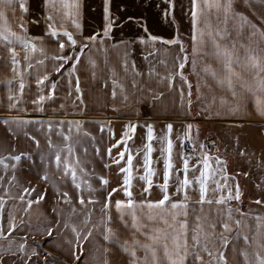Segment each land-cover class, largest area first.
Masks as SVG:
<instances>
[{
  "label": "snow or ice",
  "instance_id": "obj_1",
  "mask_svg": "<svg viewBox=\"0 0 264 264\" xmlns=\"http://www.w3.org/2000/svg\"><path fill=\"white\" fill-rule=\"evenodd\" d=\"M243 2L248 4L249 0ZM258 2L264 7V0ZM36 3L39 15L32 14L29 0H0V19H5L8 9L15 12L16 8H19L22 14L21 23L18 25L20 32L0 26V46L7 50V59L14 72L13 79L18 83L17 90L13 91L12 80L7 82L5 107L9 115L0 116V123L9 126L8 130L14 136L16 133L11 125H15L16 129H24V136L34 141L38 149L40 140L31 135L27 128L39 125L38 131L44 134L48 150L38 152L41 163L36 167L42 169L41 178L50 186V190H37L30 184H20L17 171L23 167L24 160L32 159L31 155L21 152L0 156V240L7 241L6 244H0V264H49L46 257L41 259L37 249L43 245L35 241V236L53 238L54 234L63 237L56 246L67 245L68 259L65 264H89L86 259L89 254L84 252V245L90 242L94 230H99V235L104 241L119 243L122 251L129 257L128 264H229V251L234 255L239 251L241 264H264V215L255 216L254 229L248 224L246 217L250 216L251 212L245 213L239 206L242 191L236 181V175L229 173L225 157L210 153L207 145L198 139L199 127L195 129L196 136L192 135L191 122L182 123L181 132L174 136V124L171 121H165L157 134L152 122L140 124L139 119L129 120L122 125L120 138L115 144L109 143L102 152L99 145L104 143L103 133H108L109 141L114 139V126L111 122L120 119L119 116L93 121L99 125L102 133L98 140L96 136L83 131L82 121L79 119L42 120L11 115L14 110L21 108L26 99L25 73L30 75L29 70L34 69L35 65L43 66V71L36 69V92L31 99L37 110L44 112L45 102L54 101L59 85L65 79L69 95H75L79 105H83L80 76L84 73H81L80 66L85 64V52H91L98 46L104 47L105 41H111V47H123L124 70L127 72L129 64L131 66V86L140 93L137 104L155 105L164 93L157 92L147 83L139 81L138 77L144 74L137 69L135 60L130 62L129 59L131 53L135 52L133 45H144L145 51L141 55L148 60L149 57L155 58V54L160 51L156 47L157 43H160L176 47L172 65L174 70L160 75L156 73L154 66H150L147 75L149 79L158 78V84L166 82L169 91L176 87L178 79L180 107L186 115H190L192 111V92L195 86L197 102L204 114L202 119L216 118L222 123L237 124L249 114L250 105L264 117V27L239 12L235 8V0H188L186 9L183 0H164L160 18L174 29V34L165 38L150 33L146 22L142 23L145 18L129 14L125 5L120 6V15H117L113 11V0H102L101 31L85 35L79 0H72L71 3L69 0H36ZM178 6L181 9L179 18L175 15ZM185 16L190 24L191 55L179 31ZM213 18L215 23L212 22ZM259 19L264 24V15H260ZM130 22L138 25L143 34L136 33L132 39L118 37L115 30L130 26ZM29 25L39 28V33H31ZM245 30L247 43H244ZM46 41L56 49L51 55L46 52ZM238 45L244 49L243 56L237 51ZM169 50L165 48L166 52ZM20 51L23 52L22 57ZM37 51L43 58L33 62L32 54ZM205 57L214 59L218 67L201 63ZM21 60L24 61L23 67ZM47 60L51 61V71L45 64ZM159 62L167 66L166 61ZM87 65L91 67V75L95 79V59L89 56ZM186 67L196 77L194 85L185 74ZM237 69L247 70L249 74L245 75ZM111 84V96L116 98V88L119 87L123 100L128 101L129 96L124 84H119L116 79H112ZM103 86L107 87V81L103 82ZM205 88L211 93L210 98L204 93ZM217 88L228 95L220 96L217 101ZM112 109L119 112L115 104ZM24 110L27 111V108ZM60 110H64L63 104L60 105ZM239 126L243 127L242 124ZM138 127L145 129L140 138L141 145L136 148L137 155L142 153V163L134 164L129 141L133 140ZM259 127L260 134L264 136V125ZM82 131L84 136L90 137L94 155L102 161L106 158L107 162L103 163V167L111 170L114 165L118 170L119 176L115 186L111 185L109 178L104 174L97 176L94 171L86 172L76 151L79 146L85 154L88 153V147L80 137ZM53 134L62 138V143L53 142ZM233 139L240 155H246L244 148L240 147L239 135ZM189 144L192 145L190 151L187 150ZM117 145L122 147L117 148L113 155L112 149ZM157 151L159 156L156 161H163L160 173L153 167L156 162L153 153ZM260 163L264 162H258V166ZM134 168L143 169L142 174L136 173L142 182L139 185V193L134 191ZM49 169L54 170L52 175L49 174ZM243 175L247 176L248 172ZM84 176H97L99 187L84 179ZM69 182L75 189L74 195L60 186ZM15 188L20 189L18 194H13ZM155 189H159L160 198L151 199ZM197 189L199 199L195 203L199 205V210H194L190 220L189 208L193 202L189 192ZM118 191L123 192L124 198L114 197L113 194ZM49 196L57 203L68 205L71 211L68 217L62 218V210L54 203L50 211L55 219L46 217L47 224L38 225L36 231L32 230L31 221L25 222L23 215L17 219L14 211L16 206L9 203L14 200L22 202L25 205L23 211L27 213L34 203L46 201ZM232 200L238 202L235 208ZM77 203L80 210L76 207ZM255 203L261 204L264 200L258 198ZM205 204L209 206L207 211ZM96 205L100 206L99 223L93 222ZM213 205L217 207H212ZM72 216H82L81 226L72 220ZM145 219L150 223L146 224ZM117 222L126 230L132 231L131 242H120L117 230L112 226ZM21 232L23 235L17 239ZM65 233L71 235H64ZM137 233L145 237L144 241L136 238ZM29 238L33 240L32 244H29ZM241 240L244 246L238 250L237 245ZM253 245L250 253L248 249ZM138 250H143V256L137 255ZM104 251L107 253L108 249L105 248ZM91 259L94 264H101L95 255H92ZM102 264H109L107 258Z\"/></svg>",
  "mask_w": 264,
  "mask_h": 264
},
{
  "label": "crops",
  "instance_id": "obj_2",
  "mask_svg": "<svg viewBox=\"0 0 264 264\" xmlns=\"http://www.w3.org/2000/svg\"><path fill=\"white\" fill-rule=\"evenodd\" d=\"M242 6V9L237 4V0H235V8L247 15L252 21L257 23L260 27H264V24L261 23L259 16L264 15V7H261L258 0H249L248 4H245L243 0H239ZM82 6V19L81 23L83 24L84 34L90 35L94 31L100 32L102 28V15H103V4L102 0H79ZM188 0H183V4L185 9L187 7ZM121 5L126 6V11L129 14H137L141 17H144L148 30L152 34L160 35L165 38L174 34V29L172 26H169L167 21H162L160 18V12L164 7V0H113V11L116 12L117 15H120V11L118 9ZM175 15L179 18L181 16V9L178 6ZM21 15L16 14H6L5 19H0V26H7L12 31L20 32V28L18 25L21 23ZM213 23H215V19L213 18ZM27 23V21H25ZM69 30H71L70 22H68ZM189 29L190 24L188 22V18L183 17L180 24V35L181 39L185 42L187 46L189 55H191V40L189 37ZM29 31L33 34L39 33L40 29L29 25ZM116 35L118 37L132 39L133 35L136 33H141V30L138 25H135L134 22H130V26L124 27L122 30H115ZM102 35V32H101ZM233 35H235V29H233ZM187 41V42H186ZM247 32H244V43H247ZM39 44V42H37ZM111 41H105L104 47H96L93 48L91 52L86 50L84 60L85 64L80 66L81 74V88L83 91V99L84 104L79 105V101L76 99L75 95H69V91L67 88V80L59 85L58 92L55 96L54 101H46L44 112H40L35 108V106L31 103V99L34 98V94L36 92L35 85V76L36 69H40L43 71V66L35 65L34 69H30L28 73H25V90L24 95L26 97L24 103L21 105L20 109L14 110L11 115H19L22 117H31L33 119H57V118H65V119H79L82 121L83 131H87L91 133L93 136H96L97 139L101 137L102 133L99 130V125L94 123L93 121H103L106 117L119 116L120 119L113 120L111 123L113 124L115 137L111 141L108 140V133H103L104 143L100 144L101 151L103 152L105 147L111 143L115 144V141L120 138L122 125L127 123L129 120L135 121L139 119L140 124L145 123L146 121L152 122L155 126L156 133L159 134L161 128L163 127V123L165 121H171L174 124V136L181 132V124L191 122L193 124V136H196L195 129L199 127V137L198 139L204 142L206 145L210 142H214V145L210 148V153L220 155L221 157H225L228 161V171L230 174L236 175V181L239 184V187L242 191L241 201L239 202V206L241 210L245 213L251 212V215L246 217L248 224L254 229L255 228V216L256 215H264V203L257 204L255 203L256 199L264 200V187H258V185H264V163H260L258 166V162H264V136L260 134L261 129L260 125H264V117H261L256 111L254 106L250 105L248 109V115L245 116L242 120L238 121L237 124H229L222 123L220 120L216 118L211 119H202L204 115L200 111V106L197 102L195 86H193L192 92V111L190 115H186L184 109L180 107V93H179V83L177 79L176 87L171 91L167 89V83L158 84V78L149 79L147 73L150 66L155 67L156 73L160 75H165L168 71L174 70L172 68L173 59L176 53L175 46H167L157 43L156 47L160 49L159 52L155 54V58L149 57L148 60H145L141 55L145 51V46L136 43L133 45L135 48V52L131 53L130 62L132 59L135 60L137 69L143 73L144 75L138 77L141 83H147L148 86L152 87L157 92H162L164 95L155 102V105L149 103H136L137 97L140 96L138 91H135L131 86V79L133 76V72L131 66L129 64V69L126 72L122 65L123 59V47L121 48H113L111 47ZM18 51H19V46ZM255 47V45H253ZM45 48L47 54L51 55L56 51L54 46L50 42H45ZM165 48L170 49L169 51H165ZM150 50V49H149ZM238 53L243 56L244 49L237 47ZM33 55V62L37 59H42V54L37 51ZM20 56H23V52L20 51ZM91 56L95 59L97 63V67L95 69V79H93L91 72L92 69L87 65V59ZM166 61L167 66L164 63H160L159 61ZM201 63L211 64L213 67H218L217 62L210 58L205 57ZM47 65V69L51 71V61H45ZM24 61L21 60V67H23ZM238 71H242L245 75L249 73L247 70L237 69ZM114 73V74H113ZM185 74L188 76V79L193 81V85L195 84L196 77L192 75L189 69H185ZM14 72L11 69L10 61L7 59V50L0 46V116L9 115L8 110L5 105L7 103V95H8V85L7 82L12 80V88L13 91H16L18 88L17 80L13 79ZM116 79L119 84H124L125 89L128 93L129 99L128 101H124L121 94L120 88H116L117 96L113 98L111 96L112 84L111 80ZM107 81V87L103 86V82ZM211 83V81H210ZM206 95L211 96V93L208 89H203ZM215 95L217 97V101L220 96L228 94L223 92L220 89H215ZM229 99H231L229 97ZM185 105L187 107V90L185 89ZM64 105V110H60V105ZM75 104V106H74ZM119 109V112H114L112 109V105ZM27 108V111L24 108ZM215 108L216 105H213ZM222 110V109H221ZM242 124L243 127L239 125ZM9 126L0 123V156H7L9 153L19 154L21 152L28 153L32 156L31 160H24L23 167L18 169L17 177L20 181V184L23 186H34L37 190H45L49 191L50 186L46 185L42 176V169L37 168V165H40V158L38 152L47 151V143L44 138V134L38 131L39 125L34 127L30 126L27 128V131L37 137L40 140V148L38 149L35 145V142L24 136V129H16L15 125H11L13 132L16 133L14 136L12 132L8 130ZM83 131L80 133L81 139L88 147V153L85 154L82 149L77 146V154L79 159L82 162L83 167L86 172H95L98 174L106 175L112 186L116 185L117 177L119 176L118 170L113 165L111 170L105 169L103 167V163L107 162L105 160H101L100 157L94 155V149L92 147L90 137H86L83 135ZM145 133V129L142 127H138L136 130V134L133 137V140L129 141L131 146L134 160L133 163H142V153L137 155L136 148L141 145V137ZM74 133V137H75ZM239 135L240 138V147L244 148L246 155L241 156L239 149L234 144V137ZM53 142L62 143V138L57 137L53 134ZM154 146L155 143H154ZM121 145H117L112 149L113 155H115L117 148H121ZM179 147V145H178ZM192 145H188L187 150H191ZM159 156L158 151L153 153V159L156 161V157ZM123 163V162H122ZM153 167L156 168L157 172L160 173L163 167V161L158 160L154 163ZM53 169H49V174L52 175ZM142 168H134V191L139 193V185L140 182L136 173L142 174ZM244 172H248V175H243ZM97 176H84V179L90 180V182L95 186L99 187V181ZM62 188H66L70 191V194H75V189L71 186L70 182L68 184H61ZM20 191L19 188L13 189V194H18ZM192 206L189 208L191 220L195 212H198L199 205L195 202L198 201V189L195 191L189 192ZM99 195V193H97ZM116 199L124 198V194L122 191H118V193L113 194ZM211 195V193H210ZM139 198V197H138ZM151 199H158L159 197V189H155L152 192L150 197ZM75 202V201H74ZM10 204H14L16 208L14 209L17 219L19 220L20 216L23 215V218L26 219L30 214L37 213H50L51 214V206L55 202L51 196H49V202L42 201L39 203H34L31 206L29 212L24 213V204L20 201H9ZM233 207L235 208L238 204L237 201H231ZM77 209L80 210V206L77 203ZM205 210L207 211L209 206L205 204ZM212 207H217L213 205ZM57 208L61 209L63 214H69L71 211L70 207L66 204L57 203ZM38 209V210H37ZM45 209L46 211H43ZM40 210V212H39ZM113 214H115V208L112 209ZM93 214H101L100 206L96 205ZM146 224L150 223L146 219L144 221ZM113 228L117 230L118 237L120 242L122 243L124 240L131 242L133 239V234L131 230H126L119 223H114ZM26 230V229H25ZM23 235V232L17 235V239ZM251 236V233H249ZM136 238L144 241L145 237L137 233ZM7 241L0 240V244H6ZM104 248L108 249V252L104 253L102 259L107 258L109 264H128L129 257L125 254L120 248V244L116 241L111 242H103ZM243 245V240H241L237 249ZM253 246L249 247V252L251 253ZM143 250H138L137 255L143 256ZM101 258V257H100ZM99 259V257H98ZM229 264H241L242 257L239 255V251L234 255L231 251L228 252Z\"/></svg>",
  "mask_w": 264,
  "mask_h": 264
},
{
  "label": "rangeland",
  "instance_id": "obj_3",
  "mask_svg": "<svg viewBox=\"0 0 264 264\" xmlns=\"http://www.w3.org/2000/svg\"><path fill=\"white\" fill-rule=\"evenodd\" d=\"M72 0H69V3H71ZM31 9H32V14L33 15H39L37 12V3L36 0H29ZM237 4L239 7L242 9V6L240 4V1L237 0ZM6 14H16V15H21V11L19 8H16L15 12H13L11 9L6 10ZM49 202V197L46 199ZM38 210V209H37ZM43 211H46L45 209H42ZM40 212V210H39ZM46 217H50L52 219H55L54 216L50 213H37V214H30L29 216L26 217L25 222L27 223L28 221H31L32 225V230L36 231L38 225H45L47 224L48 220ZM68 217V214H63L62 218ZM99 217L100 214H93V222L94 223H99ZM82 219V216H72V220L77 223L78 226L80 225V220ZM27 231V229L25 230ZM64 235L70 236V233H65ZM63 237L58 234H54L53 238L44 236L41 237L39 235L35 236V241L38 243H41L43 247L37 249V251L40 253L41 259L44 257L47 258L49 261V264H65L67 261V245L61 244V246H56L62 241ZM48 241H51L50 243ZM104 240L103 238L99 235V230H94L93 236L90 238V242H86L84 245V252L88 253V257L86 259L88 260L89 264H94L92 261L91 257L92 255H95L97 258L99 257V261L102 264V257L100 255H103L105 253L104 251ZM33 240L29 238V244H32ZM50 253V255H49ZM101 257V258H100ZM35 259V257L33 258ZM68 264H71V262H68Z\"/></svg>",
  "mask_w": 264,
  "mask_h": 264
},
{
  "label": "water",
  "instance_id": "obj_4",
  "mask_svg": "<svg viewBox=\"0 0 264 264\" xmlns=\"http://www.w3.org/2000/svg\"><path fill=\"white\" fill-rule=\"evenodd\" d=\"M213 145H214L213 142H210L209 144H207L208 149L210 150L211 146H213Z\"/></svg>",
  "mask_w": 264,
  "mask_h": 264
},
{
  "label": "trees",
  "instance_id": "obj_5",
  "mask_svg": "<svg viewBox=\"0 0 264 264\" xmlns=\"http://www.w3.org/2000/svg\"><path fill=\"white\" fill-rule=\"evenodd\" d=\"M187 42V41H186Z\"/></svg>",
  "mask_w": 264,
  "mask_h": 264
}]
</instances>
